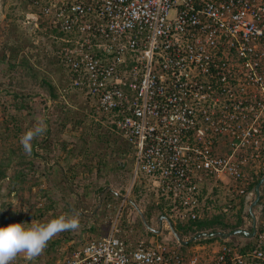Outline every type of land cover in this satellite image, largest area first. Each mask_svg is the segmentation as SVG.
Segmentation results:
<instances>
[{"label": "built area", "instance_id": "built-area-1", "mask_svg": "<svg viewBox=\"0 0 264 264\" xmlns=\"http://www.w3.org/2000/svg\"><path fill=\"white\" fill-rule=\"evenodd\" d=\"M26 1L65 90L124 139L133 180H148L166 224L228 218L247 201L250 175L264 173V0ZM222 178L223 197L203 190ZM121 225L119 213L60 264H264V217L240 245L187 251Z\"/></svg>", "mask_w": 264, "mask_h": 264}, {"label": "rangeland", "instance_id": "rangeland-1", "mask_svg": "<svg viewBox=\"0 0 264 264\" xmlns=\"http://www.w3.org/2000/svg\"><path fill=\"white\" fill-rule=\"evenodd\" d=\"M44 26L26 0H0V227L14 223L29 227L33 220L47 223L76 212L80 227L53 237L34 260L20 254L12 264H60L87 241L105 236L119 213L130 239L157 234L156 240L177 247L167 224L158 232L164 212L148 180H133L124 139L93 113L83 94L65 90L68 79L49 53L55 43ZM39 118L47 129L32 142L31 155H26L20 137ZM254 171L248 201L239 198L225 222L234 224L240 217L242 227L252 225L250 205L264 175ZM251 212L257 221L264 217V183ZM228 239L239 245L244 242L241 236ZM200 244H206L204 239L192 245Z\"/></svg>", "mask_w": 264, "mask_h": 264}, {"label": "clouds", "instance_id": "clouds-1", "mask_svg": "<svg viewBox=\"0 0 264 264\" xmlns=\"http://www.w3.org/2000/svg\"><path fill=\"white\" fill-rule=\"evenodd\" d=\"M47 129L43 118H39L35 126L20 137V144L26 155H31L32 142L42 136ZM80 227L79 212L72 215H60L47 223L33 220L29 227L25 224L14 223L7 227H0V264H12L20 254L28 260L40 256L48 242L64 231H75Z\"/></svg>", "mask_w": 264, "mask_h": 264}, {"label": "water", "instance_id": "water-1", "mask_svg": "<svg viewBox=\"0 0 264 264\" xmlns=\"http://www.w3.org/2000/svg\"><path fill=\"white\" fill-rule=\"evenodd\" d=\"M264 183V175L261 177V179L258 181V183L255 186L254 189V193H255V199L252 202V204L250 205V213L251 216L253 218L252 221V229L251 231H247L245 229H235L232 230L228 233L225 232H221V231H215V232H197L196 234H194L191 238L187 239V240H182L178 234L176 233V231L174 230L171 222H169L167 220V224L168 227L171 231V233L173 234V236L175 237V239L177 240V242L179 243L180 246H187L195 241L201 240V239H210V238H219V239H228L230 237H234V236H241V237H246V238H252L255 234V217L253 216L251 210L254 206L257 205L258 201H259V197H260V187L261 185ZM142 218V216H141ZM162 219H164V217H162ZM142 221L144 223V225H146V221L142 218Z\"/></svg>", "mask_w": 264, "mask_h": 264}, {"label": "trees", "instance_id": "trees-1", "mask_svg": "<svg viewBox=\"0 0 264 264\" xmlns=\"http://www.w3.org/2000/svg\"><path fill=\"white\" fill-rule=\"evenodd\" d=\"M53 94V93H51ZM22 108L24 107L23 105L21 106ZM1 176H3V172L0 173ZM263 176V174L261 175V177ZM258 183V182H257ZM256 183V184H257ZM242 205V203H241ZM173 226V223H172ZM240 227H242V220L240 219V217L238 218V220L236 221V223L234 224H230L225 222L224 217L223 216H215L210 220H206V221H201V222H192V223H188V224H177L176 227L173 226L174 230L176 231V233L178 234V236L181 238L184 235H194L197 232H215V231H224L227 229L230 230H235V229H239ZM246 238V237H244ZM211 240H219L217 238H212V239H204V241L208 242ZM197 241H195L194 243H196ZM251 242V240L249 239V243ZM194 243H191L187 246H190Z\"/></svg>", "mask_w": 264, "mask_h": 264}, {"label": "crops", "instance_id": "crops-1", "mask_svg": "<svg viewBox=\"0 0 264 264\" xmlns=\"http://www.w3.org/2000/svg\"><path fill=\"white\" fill-rule=\"evenodd\" d=\"M226 182H228V180L226 178H222V181L221 182H214V183H211L210 185H206L203 189V190H207V192H210L212 191V195H218L220 192H222V186L221 184H226ZM248 197H246V200L248 201ZM166 224V221L164 219L161 218L160 222H159V229H158V232H162V230L164 229V226ZM168 226V224H167ZM151 231V229H148ZM195 246V245H194ZM193 245H190V246H180V249L181 250H190L194 247Z\"/></svg>", "mask_w": 264, "mask_h": 264}]
</instances>
